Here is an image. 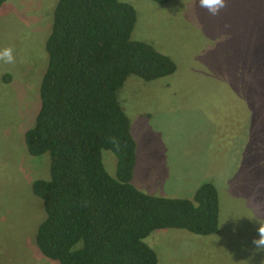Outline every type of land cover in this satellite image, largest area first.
Here are the masks:
<instances>
[{"label": "rangeland", "instance_id": "rangeland-1", "mask_svg": "<svg viewBox=\"0 0 264 264\" xmlns=\"http://www.w3.org/2000/svg\"><path fill=\"white\" fill-rule=\"evenodd\" d=\"M119 1L136 13L131 39L176 65L152 81L129 75L117 91L136 144L131 184L159 197L188 199L205 182L218 193L217 233L167 228L144 242L157 264H264L252 243L264 227V0H224L215 16L198 0ZM56 3L0 7V48L14 58L0 60V264H58L35 243L45 213L32 183L49 179V157L29 155L24 142ZM101 161L114 177V154L102 150Z\"/></svg>", "mask_w": 264, "mask_h": 264}, {"label": "trees", "instance_id": "trees-1", "mask_svg": "<svg viewBox=\"0 0 264 264\" xmlns=\"http://www.w3.org/2000/svg\"><path fill=\"white\" fill-rule=\"evenodd\" d=\"M135 21L134 8L119 0H57L53 10L39 110L24 142L29 155L49 157V179L32 183L45 213L35 243L58 264H157L144 242L152 231H218L212 183L188 199L151 196L131 184L136 144L117 91L129 75L152 81L176 70L168 56L131 39ZM102 150L116 158L114 177Z\"/></svg>", "mask_w": 264, "mask_h": 264}, {"label": "clouds", "instance_id": "clouds-1", "mask_svg": "<svg viewBox=\"0 0 264 264\" xmlns=\"http://www.w3.org/2000/svg\"><path fill=\"white\" fill-rule=\"evenodd\" d=\"M198 6L204 9L210 16H215L224 6V0H198ZM12 49L9 47L0 48V60L4 63L13 62ZM259 239L253 240L256 250L264 252V227L259 226L257 229Z\"/></svg>", "mask_w": 264, "mask_h": 264}]
</instances>
